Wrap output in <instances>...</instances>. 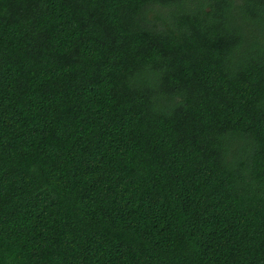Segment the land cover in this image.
I'll use <instances>...</instances> for the list:
<instances>
[{
  "label": "trees",
  "instance_id": "obj_1",
  "mask_svg": "<svg viewBox=\"0 0 264 264\" xmlns=\"http://www.w3.org/2000/svg\"><path fill=\"white\" fill-rule=\"evenodd\" d=\"M0 264H264V0H0Z\"/></svg>",
  "mask_w": 264,
  "mask_h": 264
}]
</instances>
